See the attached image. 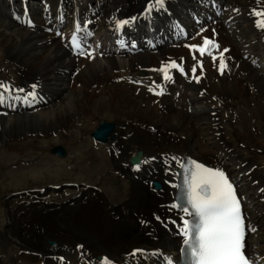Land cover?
Wrapping results in <instances>:
<instances>
[{"label":"bare ground","instance_id":"6f19581e","mask_svg":"<svg viewBox=\"0 0 264 264\" xmlns=\"http://www.w3.org/2000/svg\"><path fill=\"white\" fill-rule=\"evenodd\" d=\"M5 1L0 0V82L16 95L6 98L7 108L0 105V165L12 166L0 174V186L48 182L7 199L0 239L14 243L17 254L5 252L0 264H101L102 257L113 264H166V258L175 259L183 213L169 207L180 169L173 157L218 167L237 183L254 229L247 234L248 253H257L258 264L264 261V137L257 135L264 129V29L253 14L264 12V0H217L221 15L195 29L196 0H165L146 15L141 13L149 0H35L32 8L42 6L46 15L25 13L31 25L10 18L15 10ZM209 5L205 13H213ZM133 16L138 26L164 18L173 33L185 27L189 35L156 52H131L127 40L135 36L129 26L116 31L115 20ZM85 21L96 43H102L98 49L83 46L93 51L92 59L68 47L75 25ZM121 33L125 50L104 45L110 34ZM203 37L220 46L211 49L216 60L186 46L201 45ZM225 48L226 67L220 71L218 54ZM170 61L183 65L188 83L175 68H168L170 79L163 78L158 69ZM150 86L163 91L156 95ZM29 91L35 95L25 99ZM103 119L115 126L105 143H95L90 134ZM55 145L65 146L63 158L51 155ZM139 151L135 170L129 159ZM23 156L37 161L24 166ZM80 161L88 162L86 168L78 166ZM133 249L145 251L132 256ZM156 250L159 254L152 255Z\"/></svg>","mask_w":264,"mask_h":264},{"label":"snow or ice","instance_id":"6c2138e0","mask_svg":"<svg viewBox=\"0 0 264 264\" xmlns=\"http://www.w3.org/2000/svg\"><path fill=\"white\" fill-rule=\"evenodd\" d=\"M164 3L165 0H155V4L152 3V0H149L141 15L149 14L153 7L162 8ZM233 11L237 10L233 9ZM253 14L261 17L256 20V26L264 29V12L253 10ZM136 19L135 16L124 20L116 19L115 30L119 31L122 26L128 25ZM27 23L31 25L32 22L29 20ZM88 24V21L84 22L83 28L85 30L88 28ZM81 31V25L77 23L75 30L71 32L69 41L72 50L81 56L92 59L93 51L91 49L86 50L83 44L85 39L92 36L93 33L85 31L84 35L80 36L78 33ZM204 31V28L200 29L201 33ZM57 35L61 36L62 39L64 38L59 32H57ZM213 35H215V30H213ZM186 46L192 50H198L201 56L205 54L211 56L213 60L217 59V55L213 54L211 49L220 47L208 37H203L201 45L191 44ZM227 51L228 49L225 48L223 52L218 54L220 71H223L226 67L223 53ZM197 64L200 65L201 74H203L202 61H197ZM168 68H176L180 72L184 71L183 67L175 61L168 62L166 67L162 64L158 71L163 73L165 80L170 79ZM195 71L196 67L193 66L192 72ZM192 79H195L197 83L200 81L199 76H193ZM36 87L35 84L31 85L33 89ZM0 89L4 90L0 92V105H2L5 101L4 93L9 90V87L0 82ZM15 91L24 92V89L16 88ZM149 91L155 92V89L150 86ZM161 92H155V94L160 95ZM34 95L33 91H29L25 99ZM173 160L183 170V179L182 183L171 185L173 188L178 189V194L169 207L179 209L186 214L179 217L181 225L178 227V232L183 238L181 250L185 254L188 264H256L254 258L246 255V228L241 210V201L237 197L233 183L230 182L225 172L218 167H207L205 164L190 158L187 163L176 157H173ZM133 167L135 170H139L140 163L135 164ZM165 171H168V169H165ZM181 201L183 202L181 203ZM247 230L254 231L250 227ZM144 251V249H133L130 255L143 254ZM151 254L157 255L159 250ZM166 259L168 264H173L172 258ZM101 264H113V262L108 257H102Z\"/></svg>","mask_w":264,"mask_h":264},{"label":"rangeland","instance_id":"374dc122","mask_svg":"<svg viewBox=\"0 0 264 264\" xmlns=\"http://www.w3.org/2000/svg\"><path fill=\"white\" fill-rule=\"evenodd\" d=\"M105 121H107V120H105ZM257 135H258L259 138L262 139L264 137V129L263 130H260L259 132H257ZM61 146L65 149V146H63V145H61ZM28 158H31V157L30 156H28V157L27 156H23L22 159H25V162H23L21 164L24 165V166H26V165H31V163H34V162L37 161V159H36V160H32V161L28 162L27 161ZM77 163H78V166L79 167H82V166L84 167V166H87L88 165L87 164L88 162H85L84 163L83 161H80V162H77ZM9 167H12V166L9 165ZM9 167H8L7 164L0 165V174L1 173H4ZM84 168H86V167H84ZM76 172H74V173H76ZM47 182H48V180L46 179V180H43V181L34 183L30 179H28L27 182L22 183L18 188L16 186L14 188L13 187H11V188H9V187L8 188L7 187L4 188L3 187L2 188L0 186V238H1L2 234L4 233L5 224L7 222V216L5 214V208H6V201H7V199L10 200L13 197L19 198V197H21L23 195L28 194L31 191L30 189H32V188L33 189L41 188ZM4 183H5V181H4ZM48 185L49 186H52V184H49V183H48ZM27 190H30V191L27 192V193H25ZM12 192H15V193L16 192H19V193H22V194H19V193L15 194V193H12ZM13 194H15V196ZM16 251H17V246H15L14 243L8 242L7 244H5L0 239V256H2L3 254H5V252L8 253V255H16L17 254Z\"/></svg>","mask_w":264,"mask_h":264},{"label":"water","instance_id":"95a60500","mask_svg":"<svg viewBox=\"0 0 264 264\" xmlns=\"http://www.w3.org/2000/svg\"><path fill=\"white\" fill-rule=\"evenodd\" d=\"M114 125L112 123L102 121L100 125L92 132V137L97 139L98 141H106L107 137L110 135L113 130ZM52 152L58 156H64L65 152L62 147L55 146ZM140 153L136 156L132 157L130 162L132 164L139 162ZM157 185V184H156Z\"/></svg>","mask_w":264,"mask_h":264}]
</instances>
